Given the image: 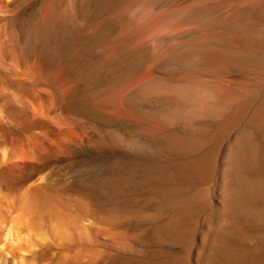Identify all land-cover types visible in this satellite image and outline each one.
I'll list each match as a JSON object with an SVG mask.
<instances>
[{"label": "rangeland", "instance_id": "374dc122", "mask_svg": "<svg viewBox=\"0 0 264 264\" xmlns=\"http://www.w3.org/2000/svg\"><path fill=\"white\" fill-rule=\"evenodd\" d=\"M262 121L264 0H0V264H264Z\"/></svg>", "mask_w": 264, "mask_h": 264}, {"label": "bare ground", "instance_id": "6f19581e", "mask_svg": "<svg viewBox=\"0 0 264 264\" xmlns=\"http://www.w3.org/2000/svg\"><path fill=\"white\" fill-rule=\"evenodd\" d=\"M261 41V40H260ZM49 100V99H48ZM26 103V102H25ZM43 104H45L44 102H43ZM35 105V104H34ZM27 106V105H26ZM30 108V107H29ZM35 108V107H34ZM33 108V109H34ZM43 108V107H42ZM48 108V107H47ZM35 110H37V109H35ZM34 110V111H35ZM33 111V112H34ZM38 111H40V109L38 110ZM38 111H35V112H37L36 114H38L39 115V112ZM47 111V110H46ZM45 111V112H46ZM34 112V113H35ZM42 112H44L43 110H42ZM260 112V111H259ZM258 112V113H259ZM41 113V112H40ZM257 113V114H258ZM257 114L255 115V117L257 116ZM41 115V114H40ZM259 117H260V115H259ZM261 117H263V116H261ZM44 119L46 118V117H43ZM49 118V117H48ZM38 119V118H37ZM256 119H258V118H256ZM255 120V119H254ZM263 120V119H262ZM257 120H255V122H256ZM258 121H260L261 122V120L260 119H258ZM262 122H264V121H262ZM259 124V123H258ZM259 125H261V124H259ZM262 126H263V124H262ZM39 127V126H38ZM256 127H257V125H256ZM260 127V126H259ZM259 127H257L258 129H259ZM261 128V127H260ZM261 130V129H260ZM264 131V130H263ZM29 133V132H28ZM260 133H261V131H260ZM263 133V132H262ZM10 134V133H9ZM260 135V134H259ZM258 135V137H259V139L261 140V138H263V137H261L260 138V136ZM254 136V135H253ZM262 136V135H261ZM264 136V135H263ZM249 137V136H248ZM245 138H246V136H245ZM252 139H253V137H251ZM250 138V139H251ZM239 139V138H238ZM247 139V138H246ZM66 140V139H65ZM241 140V139H240ZM243 140H245V139H243ZM260 140H257L258 142L260 141ZM263 141H264V139H262ZM262 140H261V143H263L262 142ZM237 141V140H236ZM242 141V140H241ZM248 141V140H247ZM247 141L245 142V143H247ZM251 142L250 143H252V140H250ZM257 141H256V143H257ZM40 142V141H39ZM55 142V141H54ZM53 142V143H54ZM59 142V141H58ZM238 142V141H237ZM239 143V142H238ZM240 143H242V142H240ZM248 144V145H250L251 146V144ZM56 144V143H55ZM254 144V143H253ZM252 144V145H253ZM258 144V143H257ZM257 144H256V146H257ZM260 144V143H259ZM41 145V144H40ZM39 145V146H40ZM58 145V144H57ZM56 145V146H57ZM236 145V144H235ZM246 145V144H245ZM261 145V144H260ZM263 145V144H262ZM242 146V145H241ZM243 146H244V144H243ZM242 146V147H243ZM245 147H247V145L245 146ZM250 148V147H249ZM249 148H248V152H249ZM254 148V147H253ZM259 148V147H258ZM258 148H257V150H258ZM45 149V148H44ZM234 149H236V148H234ZM255 149V148H254ZM244 150V149H243ZM251 150V149H250ZM262 150H263V148H262ZM62 151V150H61ZM243 152V151H242ZM252 152V151H251ZM261 152V151H260ZM263 152V151H262ZM257 153V152H256ZM234 154V153H233ZM246 154V153H245ZM248 154H250V153H248ZM235 155V154H234ZM255 155V154H254ZM253 155V156H254ZM258 155V154H257ZM235 156H237V155H235ZM243 156V155H242ZM248 156V155H247ZM250 158V157H249ZM239 159H240V157H239ZM246 159V158H245ZM236 161V160H235ZM246 161V160H245ZM249 161V160H248ZM243 162V161H242ZM238 163V162H237ZM244 163V162H243ZM246 163H247V161H246ZM252 163V162H251ZM242 164V163H241ZM246 165V164H245ZM245 165H243V166H245ZM248 165H250V164H248ZM252 165V164H251ZM250 165V166H251ZM238 169H239V167H238ZM241 169H243V168H241ZM249 169V168H248ZM9 171H11V170H9ZM236 172H238L239 173V171H237V170H235ZM234 171V172H235ZM237 173V174H238ZM252 180V179H251ZM253 185V184H252ZM258 185V184H257ZM256 185V186H257ZM255 186V187H256ZM263 186V185H262ZM261 186V187H262ZM239 188H240V186H238ZM31 188H33V187H31ZM242 189H243V187H242ZM248 189V188H247ZM31 190V189H30ZM245 190V189H244ZM251 190V189H250ZM243 192V191H242ZM247 192H248V190H247ZM254 192H256V191H254ZM246 193V192H245ZM260 193V192H259ZM258 192H257V195L259 194ZM261 193H262V191H261ZM264 193V192H263ZM250 194H251V192H250ZM261 195V194H260ZM260 195H259V197H260ZM238 196H240V195H238ZM241 197L243 198V195H241ZM248 197V196H247ZM237 198V197H236ZM249 198V197H248ZM251 198V197H250ZM249 198V201L250 200H252V198L250 199ZM52 201V202H54L55 204H58L57 203V200H55V199H53V198H49V197H47V195L45 194V191H43L42 189L41 190H39V187H35L34 189H32L31 190V192L27 195V198L24 200V206H22V207H20L19 208V210H21L20 212H19V214L17 215V216H15V217H13L11 220H10V228H9V230H8V232L9 233H7V235L9 234H11L10 233V231H13V230H11V229H14L16 232L18 231V230H26L27 228H32V224L34 225V221H35V216H36V214H37V212H38V207H39V205H41V204H45L44 202H47V201ZM242 200V199H241ZM244 200V199H243ZM257 200V199H256ZM255 200V201H256ZM61 201H62V199H61ZM247 201V200H246ZM248 201V203H251V202H249ZM253 201V200H252ZM59 202V201H58ZM234 202V201H233ZM240 203H244V204H246L245 202H240ZM253 203V202H252ZM233 204V203H232ZM237 204V203H236ZM236 204H234V205H236ZM239 204V203H238ZM237 204V205H238ZM63 205H65L64 204V202H63ZM62 205V202H61V205H59L60 206V208H62L63 209V206ZM242 205V204H241ZM71 206V205H70ZM69 206V207H70ZM248 208V207H247ZM257 208V207H256ZM64 209H65V207H64ZM70 209V208H69ZM236 210H237V208H236ZM249 210V209H248ZM256 210V209H255ZM65 211H66V209H65ZM68 211H70V210H68ZM238 211V210H237ZM240 211H241V209H240ZM253 211H254V209H253ZM248 212V211H247ZM253 213V212H252ZM256 213V212H255ZM250 214V213H249ZM248 214V215H249ZM69 215V214H68ZM71 215V214H70ZM74 216H75V214H74ZM78 216V215H77ZM240 216V215H239ZM244 216V215H243ZM252 216V215H251ZM255 216V215H254ZM70 218V217H69ZM240 218V217H239ZM73 219V218H72ZM71 219V220H72ZM242 219V218H241ZM240 219V220H241ZM70 220V219H69ZM74 221V226H75V230H77L80 234H88L89 235V232H91L90 230L91 229H89L90 227H88L87 228V226H84V224L82 225V223H81V225H80V223H79V221L77 220V218L76 219H74L73 220ZM81 222V221H80ZM68 224V223H67ZM69 225H71V224H69ZM35 229V228H34ZM28 230V229H27ZM38 232V231H37ZM63 233H64V231H62ZM36 233V232H35ZM63 233H62V236H63ZM29 234V233H28ZM31 234V233H30ZM33 234V233H32ZM44 234V233H43ZM42 234V235H43ZM8 235V236H9ZM37 235V234H36ZM39 235V234H38ZM45 235L47 236V234L45 233ZM11 236V235H10ZM9 236V237H10ZM45 236V237H46ZM69 236V235H68ZM71 236V235H70ZM23 237L24 236H22V239H23ZM29 237V236H28ZM32 237H33V235H32ZM64 237V236H63ZM65 237H67V236H65ZM44 238V237H43ZM26 239V238H25ZM38 240H39V238H37ZM70 240V239H69ZM1 241V240H0ZM22 241V240H21ZM63 241V240H62ZM27 242V241H26ZM30 243V242H29ZM21 244V243H20ZM23 244V243H22ZM21 244V245H22ZM24 247H26V245L24 246ZM20 249V248H19ZM22 249H24V248H22ZM20 251V250H19ZM25 251H28V250H25ZM24 257V256H23ZM24 263V262H23Z\"/></svg>", "mask_w": 264, "mask_h": 264}, {"label": "water", "instance_id": "95a60500", "mask_svg": "<svg viewBox=\"0 0 264 264\" xmlns=\"http://www.w3.org/2000/svg\"><path fill=\"white\" fill-rule=\"evenodd\" d=\"M36 187H39V186H36Z\"/></svg>", "mask_w": 264, "mask_h": 264}]
</instances>
